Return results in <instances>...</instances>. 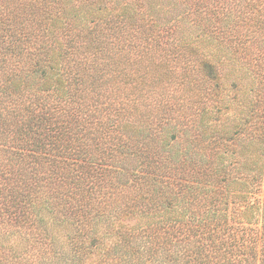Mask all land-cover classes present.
<instances>
[{
	"label": "trees",
	"instance_id": "16d2710c",
	"mask_svg": "<svg viewBox=\"0 0 264 264\" xmlns=\"http://www.w3.org/2000/svg\"><path fill=\"white\" fill-rule=\"evenodd\" d=\"M0 264H264V0H0Z\"/></svg>",
	"mask_w": 264,
	"mask_h": 264
}]
</instances>
